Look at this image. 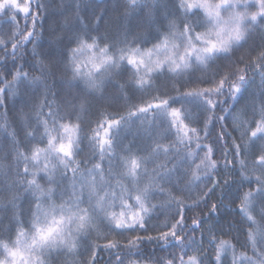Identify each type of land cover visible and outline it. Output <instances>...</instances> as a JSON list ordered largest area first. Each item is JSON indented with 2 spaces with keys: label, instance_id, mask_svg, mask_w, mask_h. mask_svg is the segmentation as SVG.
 I'll list each match as a JSON object with an SVG mask.
<instances>
[{
  "label": "snow or ice",
  "instance_id": "obj_1",
  "mask_svg": "<svg viewBox=\"0 0 264 264\" xmlns=\"http://www.w3.org/2000/svg\"><path fill=\"white\" fill-rule=\"evenodd\" d=\"M81 6L0 0V264H264V0Z\"/></svg>",
  "mask_w": 264,
  "mask_h": 264
},
{
  "label": "trees",
  "instance_id": "obj_2",
  "mask_svg": "<svg viewBox=\"0 0 264 264\" xmlns=\"http://www.w3.org/2000/svg\"><path fill=\"white\" fill-rule=\"evenodd\" d=\"M78 2L81 3V12H80V15L83 17V16H87L89 19H91V16H92V13L93 12H96V13H99V12H102V11H107V15H108V18L109 19H115L117 17H119L121 15V13L123 12V8H122V5L124 3V0H78ZM65 3H71V0H65ZM118 5H120L118 7ZM60 24H63L64 23V20L63 18H60L59 21H58ZM54 26V24H53ZM21 27H23V21H21ZM49 28V23H46L45 24V38L41 41V43L44 45V46H47V43H48V33H47V29ZM9 29L8 27L5 25L4 28H3V32H7ZM5 39L7 38L6 36L4 37ZM29 48H31V45H28ZM10 50V49H9ZM19 63H23V61H19ZM25 71H28V69L26 68ZM8 80H11V77L9 76L8 77ZM206 85H196V84H191L189 85V87H192V88H195V87H205ZM108 111H112L111 108H108ZM4 113L2 110H0V116H3ZM14 113H9V116H13ZM139 124H134L131 128V132L134 134L137 132V129L139 128ZM216 131L218 132L219 131V128L216 129ZM153 135H155V130L153 131ZM213 136H215V133H213ZM146 141L142 140L141 141V147H145L146 146ZM164 143H170V141H164ZM5 145V136L4 135H0V148H3ZM193 149H194V145H193ZM200 155L202 156L203 153H200ZM5 156V153L3 152H0V175L3 174V172L7 171L8 169V165L11 163L10 160H6L4 158ZM219 157V153H217V158ZM162 162V161H161ZM197 163L199 162L198 160L196 161ZM189 163H191V161H189ZM171 166V165H169ZM196 192H197V189L193 186L191 188V192H186L184 195L187 196V195H192V196H195L196 195ZM183 198V197H182ZM3 201V198L0 197V202ZM153 203H159V198H157L156 200H153ZM221 213L222 215L226 214V210L225 209H221ZM4 215L3 212H0V218H2ZM195 215H199V212H193V213H190V216H195ZM238 220V218H237ZM163 221V216L160 217V221H157V220H153V224L155 223H158V222H162ZM233 235H239V232H238V225L234 223V228H233ZM116 239L118 240H123L124 237H120V236H117L115 237ZM197 238L198 235H197ZM225 239H228L230 237L228 236H225L223 237ZM235 243V241H233ZM152 249H147V251H151ZM157 252H158V255H161V256H167L168 253L167 252H164V251H161L159 249H157ZM105 259H107V257L105 256Z\"/></svg>",
  "mask_w": 264,
  "mask_h": 264
}]
</instances>
